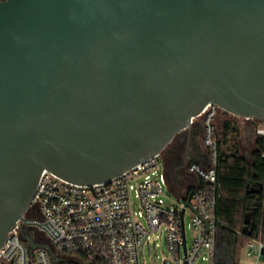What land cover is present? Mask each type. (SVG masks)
Listing matches in <instances>:
<instances>
[{"label": "water", "instance_id": "obj_1", "mask_svg": "<svg viewBox=\"0 0 264 264\" xmlns=\"http://www.w3.org/2000/svg\"><path fill=\"white\" fill-rule=\"evenodd\" d=\"M208 103L264 122V0H0V246L59 232L24 218L43 169L108 180Z\"/></svg>", "mask_w": 264, "mask_h": 264}, {"label": "built area", "instance_id": "obj_2", "mask_svg": "<svg viewBox=\"0 0 264 264\" xmlns=\"http://www.w3.org/2000/svg\"><path fill=\"white\" fill-rule=\"evenodd\" d=\"M217 111L216 104L208 103L190 119L191 124L198 117L202 119L205 151L198 155L206 164L192 160L187 170L208 181L209 188L186 189L182 201L168 205L163 186H170L160 154L149 156L108 180L91 184L68 181L43 169L24 218L49 219L59 232L53 237L39 223L17 219L0 246V264H142L144 244L155 232L165 240L166 253L161 264H196L200 255L215 264ZM254 130L264 136V122L256 123ZM132 191L137 208L133 207ZM189 191L191 196L185 204ZM187 209L193 230L190 245L184 221ZM34 211L36 216L31 215ZM24 233L30 234L36 246L27 242ZM245 248L247 254L256 255L254 264H264V241L251 238Z\"/></svg>", "mask_w": 264, "mask_h": 264}, {"label": "trees", "instance_id": "obj_3", "mask_svg": "<svg viewBox=\"0 0 264 264\" xmlns=\"http://www.w3.org/2000/svg\"><path fill=\"white\" fill-rule=\"evenodd\" d=\"M219 112L218 107L217 114ZM216 116L218 187L214 263L240 264L241 250L247 241L251 238L264 241V136L256 135L250 159H247L237 140L238 124L224 117L218 126ZM194 187L190 185L188 190ZM197 187L209 188L210 183L199 179ZM37 214L34 211L31 215Z\"/></svg>", "mask_w": 264, "mask_h": 264}, {"label": "rangeland", "instance_id": "obj_4", "mask_svg": "<svg viewBox=\"0 0 264 264\" xmlns=\"http://www.w3.org/2000/svg\"><path fill=\"white\" fill-rule=\"evenodd\" d=\"M224 117H227L234 122H236L239 126V135H238V143L240 145V149L242 154L247 158L250 159V153L253 149V142L256 137L255 133V123H258L254 119H248V121H245L240 116H236L234 114H227L226 116L223 115L222 111L219 112L216 116V125H220V122ZM199 125L202 124L201 117L197 118ZM254 120V121H253ZM247 125V126H246ZM202 126V125H201ZM246 126V127H245ZM202 136H203V127L199 131L198 139L200 141V145L197 148L191 147L187 156V162L194 160L198 154H201V151L203 150L202 145ZM160 159L163 160L162 154H160ZM179 170V167H177ZM181 168V167H180ZM184 168V167H183ZM181 169V176L179 178H174V175L171 176L169 173V170L167 169L168 179H169V186L172 189L164 187V194L163 197L168 205H174L177 200L182 201V189L183 185H187L188 183H194L195 182V176L191 174V176L185 175L184 169L186 170L187 165L184 169ZM176 179V181H175ZM178 179V180H177ZM132 200H133V207H138V202L134 196V192H131ZM174 203V204H171ZM190 218H191V212L189 209L186 210L184 214V221L186 226V235L188 244L190 245L192 238H193V230L190 226ZM31 232H34V229H31ZM166 253L165 248V240L164 236L161 235L159 232H155L151 234L150 239L147 243L144 244V247L142 249L141 253V263L142 264H161V259ZM196 264H209V261L201 255L198 257Z\"/></svg>", "mask_w": 264, "mask_h": 264}, {"label": "flooded vegetation", "instance_id": "obj_5", "mask_svg": "<svg viewBox=\"0 0 264 264\" xmlns=\"http://www.w3.org/2000/svg\"><path fill=\"white\" fill-rule=\"evenodd\" d=\"M201 125H199L196 119L190 126L177 132L172 140L163 148L161 153L162 158L170 174L173 173L175 166L179 167L180 170L183 167L185 168L188 164L187 156L190 148L199 147L200 141L198 135L200 129L203 127V123ZM183 171L185 172V169ZM185 175L191 176L187 172H185Z\"/></svg>", "mask_w": 264, "mask_h": 264}, {"label": "crops", "instance_id": "obj_6", "mask_svg": "<svg viewBox=\"0 0 264 264\" xmlns=\"http://www.w3.org/2000/svg\"><path fill=\"white\" fill-rule=\"evenodd\" d=\"M245 121H248L249 122V118H243ZM247 126V125H246ZM245 126V127H246ZM204 151H205V149H204V147H203V150L201 151V154H203L204 153ZM195 161H199V162H201V163H203L204 165L206 164V162L204 161V160H202L201 159V157L199 156V155H197L196 156V158L194 159ZM165 171H166V175H167V169H166V167H165ZM181 170L179 169L178 170V168L175 166V168H174V171H173V175H174V178H179L180 176H181ZM185 172H187V173H190V174H193L192 172H190V171H188L187 170V168H186V170H185ZM194 175V174H193ZM195 176V175H194ZM195 182L194 183H188L187 185H183V189H182V192H181V194H183L184 192H185V190L186 189H188V187L190 186V185H194V186H197L198 184H199V178H197L196 176H195ZM178 180V179H177ZM256 260H257V257H256V255L255 254H251V255H249V254H247L246 253V248H245V246L242 248V250H241V254H240V264H254L255 262H256Z\"/></svg>", "mask_w": 264, "mask_h": 264}]
</instances>
